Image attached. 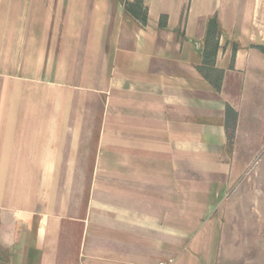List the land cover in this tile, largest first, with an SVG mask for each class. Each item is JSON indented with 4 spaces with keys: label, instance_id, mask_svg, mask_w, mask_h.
I'll return each mask as SVG.
<instances>
[{
    "label": "crops",
    "instance_id": "0c3cea01",
    "mask_svg": "<svg viewBox=\"0 0 264 264\" xmlns=\"http://www.w3.org/2000/svg\"><path fill=\"white\" fill-rule=\"evenodd\" d=\"M126 1L134 0H89L87 51L103 59L106 102L84 206L69 204L68 186L54 203L41 196L53 165L79 161L80 101L63 144L44 92L9 96L0 108V264H254L244 249L255 224L236 213L264 206V44L256 42L264 0H144L145 26L126 16ZM50 3L60 5L56 18H84L80 0H0V21L49 19L41 8ZM213 18L220 91L199 71ZM40 60L49 64L42 49ZM193 172L209 185L193 186ZM78 176L62 178L88 177ZM74 235L75 257L67 254Z\"/></svg>",
    "mask_w": 264,
    "mask_h": 264
},
{
    "label": "rangeland",
    "instance_id": "374dc122",
    "mask_svg": "<svg viewBox=\"0 0 264 264\" xmlns=\"http://www.w3.org/2000/svg\"><path fill=\"white\" fill-rule=\"evenodd\" d=\"M127 2H135V0L125 2L126 16L135 20L137 24L145 26L147 23L143 24L142 18L146 13L149 15L148 8L147 10L145 9V3L135 2L133 7L131 9L128 8L130 10L127 11ZM89 4V0H80V4L77 5L79 8L78 12L84 18L79 23L76 22V24H74V21L56 18L60 16L58 13L60 11V5H56L55 3L43 5L41 8L43 13L46 15L49 13L50 15L49 19L46 20L22 19L16 21H0V108L5 107L6 104L8 105L9 96L14 97L15 95L17 99L28 93L39 94L44 92L47 94V97L50 96L52 98L50 107L54 109L53 125L57 126L58 130H60L54 134L58 136V140L60 139L62 144L67 139V124L72 123L69 114L76 99L80 101V108L83 109L80 119L81 131L79 143L81 145V156L79 161L70 165L61 162L53 165V178L50 176V178H45L41 182V192H43L41 196L49 198L48 203L50 204L55 202V198L60 194L61 188L67 186L71 189L69 204L77 203L83 206L86 204L88 199V195L86 194L87 187L91 182L92 173L96 171L97 160L102 151V142L104 139V107L106 102L103 84L101 82L104 68L103 59L99 61L96 58H90L89 52L87 51L88 11L91 7V4ZM67 5L64 4V11L68 10ZM35 6L33 4V7ZM187 10L188 7L185 6L183 16ZM258 24L260 34L256 42L264 44V20L261 19L258 21ZM72 38H75L74 43L71 42ZM220 41V35L215 29L211 28L207 41L210 52L207 57L208 63L216 61L218 52L216 58L213 52L217 42L220 46ZM41 49L44 54V59L46 57L49 60L47 66L40 65ZM205 68V74H209L211 78L215 79L218 69L214 68V71H211L210 69L213 70V67L206 66ZM41 77L46 78L50 83L41 85L39 82ZM61 81L62 83H59ZM51 82H55V84ZM40 86L43 88L41 89ZM77 93L79 94L78 98ZM230 118L229 130H231L230 135H232L234 117L230 116ZM258 159L260 160L257 165L264 169V150L261 151ZM94 160H96L95 164L93 163ZM72 170L79 175L78 177L82 174L85 175V173L88 177H86L85 181L77 177L73 180H65L62 178L67 171ZM191 176L193 186L205 187L211 181L201 179L195 172ZM81 188L82 191L80 190ZM72 190L74 191L73 193ZM252 201H250L251 206L257 208L258 204L256 202L253 204ZM240 203H245L246 205L248 201L244 198L243 202L241 201ZM259 203L261 204L262 202ZM231 205L232 200L229 198L226 205L228 211L224 213L225 222L231 221L233 218ZM240 206L243 208L242 205ZM247 208L246 210L243 208V210L236 213L238 220L244 222L249 221L255 224L254 232H252L253 236L247 243L248 247L244 249V252L247 251L254 258V264H263L264 206L263 210ZM205 215L206 213H200L199 217L203 218ZM80 232L82 233V228H80ZM80 241L81 235L80 238L74 235V237L69 239V250L67 251L69 256L73 255L75 257L77 255L80 249ZM178 246L180 244H177V248ZM181 246L188 248L184 245ZM68 259L66 260L67 263L63 262V259V261H60V264H79L77 259Z\"/></svg>",
    "mask_w": 264,
    "mask_h": 264
},
{
    "label": "trees",
    "instance_id": "16d2710c",
    "mask_svg": "<svg viewBox=\"0 0 264 264\" xmlns=\"http://www.w3.org/2000/svg\"><path fill=\"white\" fill-rule=\"evenodd\" d=\"M135 2H139V3L141 2L142 4H144V0H135ZM135 2H127V6H126L127 11L130 10L133 7V4ZM128 8H130V9H128ZM145 9L147 10V7H145ZM147 19H148V14L146 13L145 16H143V18H142L143 24L147 23ZM166 19H167V16H163L162 17V19H161V25L162 26L165 25ZM211 28L215 29L217 31V33L219 34V25H218V21H217L216 18H213V19L210 20V22H209V30ZM208 35H209V31H208ZM208 35H207V40H206V45H205V50H204V55H203V65L201 67H199V71L218 91H220L221 90L222 78H223V71L218 70L217 75L215 74L216 75L215 79L211 78V76H209V74H205V69H206L205 67L206 66H211V68L213 67V70L210 69L211 71H214V68H215V61L213 63H208V60H207V57L209 56L208 54L210 53L209 50H208V46H207L208 45V43H207ZM218 49H219V44L217 42V44L215 45V48H214V52H213L215 58H216ZM232 112L233 111L231 109H228L229 115L232 114Z\"/></svg>",
    "mask_w": 264,
    "mask_h": 264
}]
</instances>
